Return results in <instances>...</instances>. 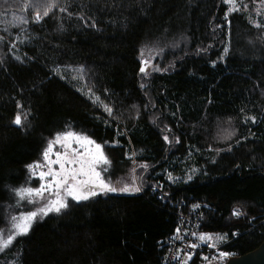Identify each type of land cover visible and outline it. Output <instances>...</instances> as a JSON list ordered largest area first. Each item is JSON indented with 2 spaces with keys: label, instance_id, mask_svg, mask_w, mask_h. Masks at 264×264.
Segmentation results:
<instances>
[{
  "label": "trees",
  "instance_id": "16d2710c",
  "mask_svg": "<svg viewBox=\"0 0 264 264\" xmlns=\"http://www.w3.org/2000/svg\"><path fill=\"white\" fill-rule=\"evenodd\" d=\"M47 2L0 0V228L18 207L40 206L18 205L13 189L58 133L101 144L117 191L67 198L0 251V264H164L183 202L204 204L199 230L226 235L224 251L258 247L264 28L254 16L264 0L227 17L223 0H55L36 22ZM17 114L27 116L19 126Z\"/></svg>",
  "mask_w": 264,
  "mask_h": 264
},
{
  "label": "snow or ice",
  "instance_id": "6c2138e0",
  "mask_svg": "<svg viewBox=\"0 0 264 264\" xmlns=\"http://www.w3.org/2000/svg\"><path fill=\"white\" fill-rule=\"evenodd\" d=\"M39 4V0H35ZM229 5L226 17L232 11H239L243 5L242 0H223ZM30 7V6H29ZM55 7V0H48L43 6V13L36 12L35 21L39 22L45 16H48ZM64 9H61L63 11ZM27 23V18L21 20ZM143 66L140 68L141 73L146 72L148 60L142 61ZM97 99H99L97 97ZM106 110L111 113L110 108ZM27 119L26 114L23 116L17 114L14 119L16 125H21ZM167 140V137H165ZM75 145V147H74ZM58 146V148H57ZM43 162L29 165L33 176L38 174L41 184L38 188L21 187L14 190L15 195L19 198V203L27 202L29 204L40 205L35 211L22 212L20 215H12L8 221V228H0V251L9 248L17 237L26 235L35 219L43 217L50 212H60L66 208V198L70 197L75 201L87 200L102 192H115L116 188L106 183L101 177L97 167L101 164L107 165L108 158L105 156L101 144L96 143L87 135H82L73 131L58 133L54 139L50 140L43 151ZM54 157V158H53ZM56 166V167H54ZM107 169H103L106 171ZM139 188L124 187L120 191H139ZM54 197V198H49ZM41 202H43L41 204ZM239 210H234L233 215L239 216ZM179 233V229L177 230ZM235 235V234H234ZM178 238V237H177ZM225 236H217V241L225 240ZM198 239L203 243L212 241L214 238L210 235L202 234ZM209 247H216L212 243ZM190 247H199L197 244H191ZM230 253L220 252L219 258L226 259ZM191 259V257H188ZM187 264V261H185Z\"/></svg>",
  "mask_w": 264,
  "mask_h": 264
},
{
  "label": "built area",
  "instance_id": "2783aa9c",
  "mask_svg": "<svg viewBox=\"0 0 264 264\" xmlns=\"http://www.w3.org/2000/svg\"><path fill=\"white\" fill-rule=\"evenodd\" d=\"M204 204L202 202H183L182 210L178 212V224L175 232L171 236L163 239V245L166 246L164 264H185L188 257L199 255L200 264H226L233 256L226 259H220L219 253L226 252L222 249L226 241L216 247H209L208 242H201L198 237L206 234L199 230V224L203 217ZM179 229V233L177 230ZM178 237V238H177ZM191 244H197L199 247H190ZM229 253V252H226ZM211 259L208 260V255Z\"/></svg>",
  "mask_w": 264,
  "mask_h": 264
},
{
  "label": "rangeland",
  "instance_id": "374dc122",
  "mask_svg": "<svg viewBox=\"0 0 264 264\" xmlns=\"http://www.w3.org/2000/svg\"><path fill=\"white\" fill-rule=\"evenodd\" d=\"M229 6V5H228ZM254 20H255V25H257V26H261L262 28H264V8H263V10L260 12V13H258V14H256L255 16H254ZM66 73H70V75H72L73 77H74V83H76L77 82V75L73 72V71H71V69H64L63 71L61 70V69H59V70H56V74L60 77V78H62V79H65V74ZM77 91L78 92H80L81 94H83V96H85L86 98H89V99H91V100H96V97H94L93 95H91L90 93H88L86 90H84V88H82V87H78L77 88ZM55 138V137H54ZM74 147H75V145H74ZM57 148H58V146H57ZM54 158V157H53ZM43 162V159H39L38 161H36V162H33L31 165H33V164H36V163H42ZM109 164V163H108ZM54 167H56V166H54ZM103 169H107L106 171H103ZM97 170L98 171H100V173H101V177H102V179H104V181L106 182V183H109L112 187H113V183H112V180L111 179H109V165H104V164H101V165H99L98 167H97ZM30 171V170H29ZM111 180V181H110ZM32 182H34V184H32ZM40 184H41V181L39 180V176H38V174L36 175V176H33L32 174H31V171H30V174H29V183L26 185V186H19V187H17V188H15V189H13V195H14V197L16 198V201L17 202H19V198L15 195V192H14V190H17V189H20L21 187H33V188H38L39 186H40ZM128 188H135V186H127ZM122 192H124V191H122ZM124 193H126V194H131V193H133V191H128V192H124ZM93 197V196H92ZM50 199L51 198H54V197H49ZM68 198H70V197H68ZM67 199V198H66ZM67 201V200H66ZM22 212H27V211H24V208H22V207H18L17 209H15V210H13L12 212H11V214L12 215H19L20 213H22ZM9 227V224H7L6 225V228H8ZM206 235H210V236H212L214 239L212 240V241H207L208 242V244H212V243H214V244H216V246H219V245H221V244H223L227 239H225V240H222V241H217L216 239H215V237H217V236H225V235H220V234H206ZM211 255L212 254H209L207 257H208V260L209 259H211Z\"/></svg>",
  "mask_w": 264,
  "mask_h": 264
},
{
  "label": "water",
  "instance_id": "95a60500",
  "mask_svg": "<svg viewBox=\"0 0 264 264\" xmlns=\"http://www.w3.org/2000/svg\"><path fill=\"white\" fill-rule=\"evenodd\" d=\"M226 264H264V240L255 249L243 255L233 256Z\"/></svg>",
  "mask_w": 264,
  "mask_h": 264
},
{
  "label": "flooded vegetation",
  "instance_id": "af4514ba",
  "mask_svg": "<svg viewBox=\"0 0 264 264\" xmlns=\"http://www.w3.org/2000/svg\"><path fill=\"white\" fill-rule=\"evenodd\" d=\"M110 163V162H109ZM107 165H109V164H107Z\"/></svg>",
  "mask_w": 264,
  "mask_h": 264
}]
</instances>
